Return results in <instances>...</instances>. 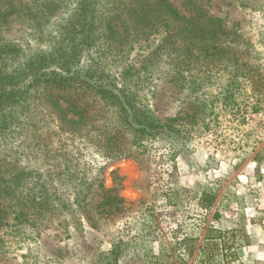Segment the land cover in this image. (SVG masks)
Masks as SVG:
<instances>
[{"label":"rangeland","instance_id":"obj_1","mask_svg":"<svg viewBox=\"0 0 264 264\" xmlns=\"http://www.w3.org/2000/svg\"><path fill=\"white\" fill-rule=\"evenodd\" d=\"M128 1L95 0V5L103 18L116 19L125 17ZM168 1L189 16L186 0ZM13 2L18 11L0 30V38L13 40L26 52L49 46L37 41V22L44 34L50 32L73 6L72 0ZM47 5L57 8L49 14ZM203 6L239 36L237 64L213 59L184 72L182 80L163 57L145 74L141 71L139 81L128 78L132 81L127 83L128 65L130 73L141 69L165 36L162 30L107 55L108 72L119 89L137 91L161 121L177 118V124H186L187 139L174 160L172 180L167 173L173 164L158 159L167 152L166 136L140 163L105 161L84 150L81 163L92 160L96 167L104 166L103 185L123 200L126 210L98 219L88 209L92 220L97 219L93 226L79 213H66L49 216L41 227L2 230L0 264H100V255L118 239L127 244L124 264H144L150 253L157 264H259L251 236L257 224L264 231V0H203ZM48 14L44 23L42 16ZM170 182L179 191L177 207L166 205ZM202 192L215 198L208 210L197 205ZM207 226L219 233H208L210 239L202 241ZM192 238L196 241L188 256L187 241H182ZM255 243L264 246V239Z\"/></svg>","mask_w":264,"mask_h":264},{"label":"trees","instance_id":"obj_2","mask_svg":"<svg viewBox=\"0 0 264 264\" xmlns=\"http://www.w3.org/2000/svg\"><path fill=\"white\" fill-rule=\"evenodd\" d=\"M72 3L70 14L52 31L44 34L42 24L36 23L41 34L37 41H46V50L26 52L13 40L0 38V231L41 227L49 216L66 213H79L80 219L90 222L88 209L95 210L98 219L126 210L123 200L104 187V166L96 167L92 160L81 163L87 149L105 161L140 163L166 136L167 152L158 159L173 164L167 173L172 180L174 160L187 139L186 124H177V118L161 121L137 91L128 86L119 89L108 72L111 51L126 45L130 49L158 30L165 33L140 70L130 73L128 65L127 83L139 81L141 71L145 74L163 57L182 80L184 72L213 59L227 65L238 62L239 36L221 19L208 15L203 0H186L189 16L168 0H129L125 17L117 21L113 16L103 18L95 0ZM56 8L47 5V12ZM15 11L13 0H0V30ZM49 14L42 16L44 23ZM165 189L166 205L179 206L178 189L171 182ZM214 199L202 192L197 205L208 210ZM211 232L219 233L207 226L202 241L210 239ZM186 241L185 251L191 256L196 240L182 242ZM2 243L0 237V248ZM126 247L118 239L100 255L99 263L124 264ZM144 260L157 264L151 253Z\"/></svg>","mask_w":264,"mask_h":264},{"label":"crops","instance_id":"obj_3","mask_svg":"<svg viewBox=\"0 0 264 264\" xmlns=\"http://www.w3.org/2000/svg\"><path fill=\"white\" fill-rule=\"evenodd\" d=\"M252 232L251 241L253 245H255L252 247L255 248V252H253L255 253V256H253V258L257 261V263L264 264V246L255 243L257 240L264 239V231H262L261 226L257 224L252 227Z\"/></svg>","mask_w":264,"mask_h":264}]
</instances>
